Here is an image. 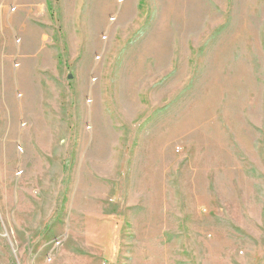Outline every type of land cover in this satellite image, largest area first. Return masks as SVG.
<instances>
[{
    "label": "rangeland",
    "instance_id": "374dc122",
    "mask_svg": "<svg viewBox=\"0 0 264 264\" xmlns=\"http://www.w3.org/2000/svg\"><path fill=\"white\" fill-rule=\"evenodd\" d=\"M0 264H264V0H0Z\"/></svg>",
    "mask_w": 264,
    "mask_h": 264
},
{
    "label": "bare ground",
    "instance_id": "6f19581e",
    "mask_svg": "<svg viewBox=\"0 0 264 264\" xmlns=\"http://www.w3.org/2000/svg\"><path fill=\"white\" fill-rule=\"evenodd\" d=\"M5 81V80H4ZM22 82L24 83V80H22ZM12 105V104H11ZM12 107H13V105H12Z\"/></svg>",
    "mask_w": 264,
    "mask_h": 264
}]
</instances>
